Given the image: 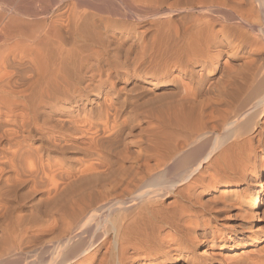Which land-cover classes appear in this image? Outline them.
Listing matches in <instances>:
<instances>
[{
    "label": "bare ground",
    "instance_id": "obj_1",
    "mask_svg": "<svg viewBox=\"0 0 264 264\" xmlns=\"http://www.w3.org/2000/svg\"><path fill=\"white\" fill-rule=\"evenodd\" d=\"M263 157L264 0H0V264H264Z\"/></svg>",
    "mask_w": 264,
    "mask_h": 264
},
{
    "label": "rangeland",
    "instance_id": "obj_2",
    "mask_svg": "<svg viewBox=\"0 0 264 264\" xmlns=\"http://www.w3.org/2000/svg\"><path fill=\"white\" fill-rule=\"evenodd\" d=\"M263 159H264V157H263ZM260 181H261L262 186H264V173L262 174V177H261ZM250 187L253 188L254 186H250ZM262 191H264V188L262 189ZM251 199L252 198L250 196H244L241 202H239V201L237 202L239 204H237V205L235 204L234 205L235 209L233 207L232 210H231V213H228L225 216V218L223 217L224 219L222 218V219L219 220L218 225L220 227H223L221 225H233V223L234 224H243L246 227H250V226L253 225V227H256V228L261 227V229H263V231H264V214H263L264 213L263 212L264 211L263 210L264 206L262 207V209H259L256 212L253 211ZM245 201H247V203ZM236 206H237V208H236ZM242 211L243 212L246 211V212L243 213ZM247 213H249V214H247ZM238 214L243 215V216L240 217V215L238 216ZM245 214H247L246 217H244ZM227 216H229L230 218L227 217ZM247 216H249V217H247ZM263 247H264V235L262 237L261 243L258 244V246H256V247L250 248L249 250H250V252H252V256L254 258H256L258 255H260L262 252H264L263 251L264 250ZM202 250H203V248H202ZM215 252H216V254H218V256H219V254L221 256V257H219V262H217L216 264H229V261H228L229 258L227 256L232 257V256H235V254H240L241 253L239 251L238 252H225V249L221 251V250H219V248H216ZM254 252L256 253V255H255ZM222 257H225V258H222ZM220 258H222V259H220Z\"/></svg>",
    "mask_w": 264,
    "mask_h": 264
}]
</instances>
